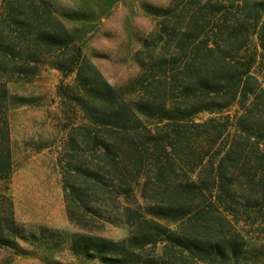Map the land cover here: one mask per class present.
<instances>
[{"label":"trees","instance_id":"obj_1","mask_svg":"<svg viewBox=\"0 0 264 264\" xmlns=\"http://www.w3.org/2000/svg\"><path fill=\"white\" fill-rule=\"evenodd\" d=\"M159 15L158 29L135 52L138 74L115 85L67 24L92 19L90 12L54 0H0L1 248L30 254L20 241L52 252L66 244L47 227L28 231L8 194L10 111L35 101L12 94L9 84L53 68L74 77L58 86L66 106L62 188L78 227L68 243L74 256L238 264L249 252L236 223H264V0H210ZM235 106L233 119L222 116ZM205 112L220 116L198 121ZM107 224L128 232L105 236Z\"/></svg>","mask_w":264,"mask_h":264},{"label":"rangeland","instance_id":"obj_2","mask_svg":"<svg viewBox=\"0 0 264 264\" xmlns=\"http://www.w3.org/2000/svg\"><path fill=\"white\" fill-rule=\"evenodd\" d=\"M60 6L90 12V20H70L67 24L77 28L84 53L101 69L107 79L115 84L125 83L139 72L135 52L147 34L158 29L161 15L168 8L186 12L187 7H197L210 0H54ZM229 5L232 0H222ZM73 75L65 78L60 71L45 69L31 83H11L12 94L26 96L35 101L14 105L10 111V127L15 171L9 182L8 194L15 207V218L28 231L44 226L65 239L64 248L49 251L46 248L20 241L30 254H16L0 247V264H102L98 260L74 256L68 243L70 235L78 230L69 219L62 188V169L59 157L67 133L62 125L65 103L58 94L60 84L72 83ZM237 106L226 110L222 116H235ZM213 113H201L198 121ZM82 120L74 117L73 122ZM235 127L229 129L233 134ZM241 220L236 229L246 238L249 252L238 264H264V223L251 225ZM175 228V223H170ZM125 226L107 224L105 236L120 239L126 236ZM159 243L156 253L163 251ZM194 264H212L194 258ZM215 264V263H213Z\"/></svg>","mask_w":264,"mask_h":264}]
</instances>
